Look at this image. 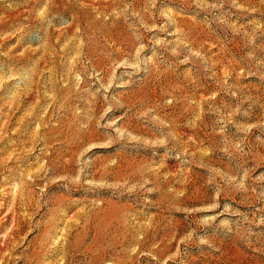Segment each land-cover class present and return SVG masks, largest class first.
<instances>
[{"label": "rangeland", "instance_id": "rangeland-1", "mask_svg": "<svg viewBox=\"0 0 264 264\" xmlns=\"http://www.w3.org/2000/svg\"><path fill=\"white\" fill-rule=\"evenodd\" d=\"M0 264H264V0H0Z\"/></svg>", "mask_w": 264, "mask_h": 264}, {"label": "bare ground", "instance_id": "bare-ground-1", "mask_svg": "<svg viewBox=\"0 0 264 264\" xmlns=\"http://www.w3.org/2000/svg\"><path fill=\"white\" fill-rule=\"evenodd\" d=\"M8 15V14H7ZM8 118V117H7ZM19 230V228L17 229V231ZM16 234V233H15Z\"/></svg>", "mask_w": 264, "mask_h": 264}]
</instances>
